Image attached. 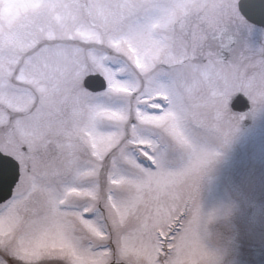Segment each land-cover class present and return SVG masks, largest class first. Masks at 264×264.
I'll return each mask as SVG.
<instances>
[{"label":"snow or ice","instance_id":"1","mask_svg":"<svg viewBox=\"0 0 264 264\" xmlns=\"http://www.w3.org/2000/svg\"><path fill=\"white\" fill-rule=\"evenodd\" d=\"M110 41L0 37V264H214L197 199L219 153L199 140L264 108V0L136 56Z\"/></svg>","mask_w":264,"mask_h":264},{"label":"rangeland","instance_id":"2","mask_svg":"<svg viewBox=\"0 0 264 264\" xmlns=\"http://www.w3.org/2000/svg\"><path fill=\"white\" fill-rule=\"evenodd\" d=\"M0 0V37L30 39L40 27H52L72 41L93 46L102 36L113 47L126 46L134 56L147 53L173 27L217 8L224 0ZM83 12V13H82ZM87 19H80V15ZM88 20V21H85ZM68 41V42H70ZM137 65L142 66L139 56ZM234 93V92H233ZM233 93H213V106L226 109ZM264 112V108L257 109ZM262 118L245 129L236 125L227 143L202 137L204 147L219 155L201 176L197 203L201 237L214 264H264V151ZM180 156L181 154H177Z\"/></svg>","mask_w":264,"mask_h":264},{"label":"flooded vegetation","instance_id":"3","mask_svg":"<svg viewBox=\"0 0 264 264\" xmlns=\"http://www.w3.org/2000/svg\"><path fill=\"white\" fill-rule=\"evenodd\" d=\"M85 2L87 0H84ZM102 2H108L110 0H101ZM70 2L73 4V7L75 8H82V6H79L77 4H75V0H70ZM83 9V8H82ZM83 13V12H82ZM70 40H66V42H68ZM71 42V41H70ZM248 110L244 111V112H247ZM255 115H259L260 118H262V121L261 122H258L260 124V131H261V135L263 136V140L261 141V148L263 149L264 151V112H261V113H257L256 111L250 115L247 116L246 119L242 120L241 122H239L241 125H246L245 123L249 121V124L247 126H245V128H251L252 125L255 123ZM264 154V153H262Z\"/></svg>","mask_w":264,"mask_h":264},{"label":"water","instance_id":"4","mask_svg":"<svg viewBox=\"0 0 264 264\" xmlns=\"http://www.w3.org/2000/svg\"><path fill=\"white\" fill-rule=\"evenodd\" d=\"M248 108V105H244V106H242V108H241V111H244V110H246Z\"/></svg>","mask_w":264,"mask_h":264}]
</instances>
